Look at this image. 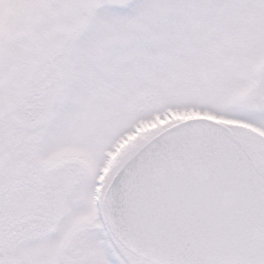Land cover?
Returning a JSON list of instances; mask_svg holds the SVG:
<instances>
[{"label":"snow or ice","instance_id":"1","mask_svg":"<svg viewBox=\"0 0 264 264\" xmlns=\"http://www.w3.org/2000/svg\"><path fill=\"white\" fill-rule=\"evenodd\" d=\"M0 264H264V0H0Z\"/></svg>","mask_w":264,"mask_h":264}]
</instances>
